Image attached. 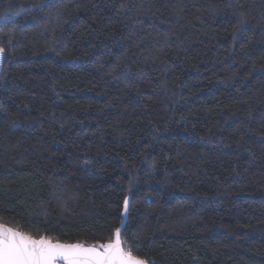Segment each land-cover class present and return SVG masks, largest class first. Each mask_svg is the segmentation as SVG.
Masks as SVG:
<instances>
[{
	"label": "trees",
	"instance_id": "obj_1",
	"mask_svg": "<svg viewBox=\"0 0 264 264\" xmlns=\"http://www.w3.org/2000/svg\"><path fill=\"white\" fill-rule=\"evenodd\" d=\"M0 49V223L264 264V0H0Z\"/></svg>",
	"mask_w": 264,
	"mask_h": 264
},
{
	"label": "snow or ice",
	"instance_id": "obj_2",
	"mask_svg": "<svg viewBox=\"0 0 264 264\" xmlns=\"http://www.w3.org/2000/svg\"><path fill=\"white\" fill-rule=\"evenodd\" d=\"M124 207L127 211V198ZM0 264H148V261L122 247L120 227L115 228L107 242L85 247L81 243L53 242L45 236L34 239L0 225Z\"/></svg>",
	"mask_w": 264,
	"mask_h": 264
},
{
	"label": "water",
	"instance_id": "obj_3",
	"mask_svg": "<svg viewBox=\"0 0 264 264\" xmlns=\"http://www.w3.org/2000/svg\"><path fill=\"white\" fill-rule=\"evenodd\" d=\"M124 224H125V217H123V220H122V222L120 223V228H121V231H122V229H123V227H124ZM0 225H2V226H4V227H8V226H6V225H4V224H2V223H0ZM8 228H10V227H8ZM34 239H39V238H34ZM85 246V245H84ZM85 247H87V246H85Z\"/></svg>",
	"mask_w": 264,
	"mask_h": 264
}]
</instances>
